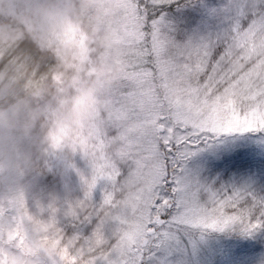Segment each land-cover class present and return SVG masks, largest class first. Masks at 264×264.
<instances>
[{"label": "snow or ice", "instance_id": "snow-or-ice-1", "mask_svg": "<svg viewBox=\"0 0 264 264\" xmlns=\"http://www.w3.org/2000/svg\"><path fill=\"white\" fill-rule=\"evenodd\" d=\"M98 8L120 75L78 139L82 194L0 205V264H264V0Z\"/></svg>", "mask_w": 264, "mask_h": 264}, {"label": "clouds", "instance_id": "clouds-1", "mask_svg": "<svg viewBox=\"0 0 264 264\" xmlns=\"http://www.w3.org/2000/svg\"><path fill=\"white\" fill-rule=\"evenodd\" d=\"M97 3L0 0V184H6L0 205L25 194L20 178L38 159L76 153L97 115L101 86L120 75L118 64L101 59L110 34L100 33L103 9L92 12ZM12 264L42 261L25 252Z\"/></svg>", "mask_w": 264, "mask_h": 264}, {"label": "rangeland", "instance_id": "rangeland-1", "mask_svg": "<svg viewBox=\"0 0 264 264\" xmlns=\"http://www.w3.org/2000/svg\"><path fill=\"white\" fill-rule=\"evenodd\" d=\"M217 3L223 0H216ZM13 5L19 0H12ZM46 164L36 162V167L20 178L25 187V197L29 210L34 215L41 213L49 204L75 200L82 194V175L90 173L86 159L80 153H50L47 154ZM6 184L0 185V193L5 190ZM36 191V192H35Z\"/></svg>", "mask_w": 264, "mask_h": 264}, {"label": "trees", "instance_id": "trees-1", "mask_svg": "<svg viewBox=\"0 0 264 264\" xmlns=\"http://www.w3.org/2000/svg\"><path fill=\"white\" fill-rule=\"evenodd\" d=\"M48 155H46L45 157L43 158H40L39 159V162L43 163V164H46V159H47ZM1 185V184H0ZM36 192V191H35Z\"/></svg>", "mask_w": 264, "mask_h": 264}]
</instances>
